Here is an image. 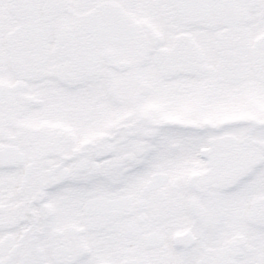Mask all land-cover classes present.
I'll list each match as a JSON object with an SVG mask.
<instances>
[{"label":"snow or ice","instance_id":"snow-or-ice-1","mask_svg":"<svg viewBox=\"0 0 264 264\" xmlns=\"http://www.w3.org/2000/svg\"><path fill=\"white\" fill-rule=\"evenodd\" d=\"M0 264H264V0H0Z\"/></svg>","mask_w":264,"mask_h":264}]
</instances>
